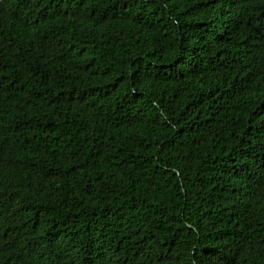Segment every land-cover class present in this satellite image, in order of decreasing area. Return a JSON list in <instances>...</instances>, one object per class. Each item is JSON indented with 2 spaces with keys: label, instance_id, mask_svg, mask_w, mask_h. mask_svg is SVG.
Segmentation results:
<instances>
[{
  "label": "trees",
  "instance_id": "trees-1",
  "mask_svg": "<svg viewBox=\"0 0 264 264\" xmlns=\"http://www.w3.org/2000/svg\"><path fill=\"white\" fill-rule=\"evenodd\" d=\"M0 264H264V0H0Z\"/></svg>",
  "mask_w": 264,
  "mask_h": 264
}]
</instances>
